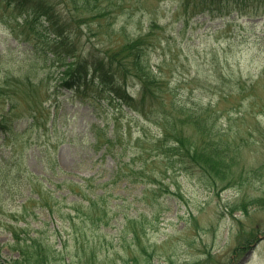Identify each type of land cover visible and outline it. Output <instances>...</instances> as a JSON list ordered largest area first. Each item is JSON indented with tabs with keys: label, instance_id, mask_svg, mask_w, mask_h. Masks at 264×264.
<instances>
[{
	"label": "rangeland",
	"instance_id": "374dc122",
	"mask_svg": "<svg viewBox=\"0 0 264 264\" xmlns=\"http://www.w3.org/2000/svg\"><path fill=\"white\" fill-rule=\"evenodd\" d=\"M89 1L92 8L98 6L104 10L102 17L88 12L90 9L72 16L74 22L70 21L67 26L76 24V27L66 29L64 33L72 38L73 43L63 51L69 53L65 61L67 64L73 62L71 65L90 55L86 67L90 85H83L81 89H62L56 115L58 129L67 138L64 142L52 139L48 153L68 178L80 182L94 178V184L108 182L116 162L111 155L105 154L104 147L100 148L106 142L104 132H98L100 136L96 142L93 136L96 132L91 130L94 123L108 124L109 136L114 132L115 140L119 141L116 150L127 154L124 161L142 154L141 157L149 159L148 165H158L165 171L163 165L167 164V159L154 156L143 148L149 147L152 137L162 131L159 123L176 111L169 102L172 97L170 87H164V93L155 94L166 102L161 110L157 102H152L155 108H149L154 117L151 122L147 115L135 112L108 92L99 73L97 78L92 73V62L99 63L106 49H116L123 41L141 40L139 43L146 50L144 60L161 71L158 78L165 82L167 74H173L172 86L184 84L193 88L190 89L193 100L205 105L212 102L216 106L221 93L226 94L229 90L228 86L222 88L223 91L218 90L221 70L229 81V75L239 71L237 60L248 62L253 58V68L244 69L243 74L255 89L256 98L249 97L247 101L257 100V106L244 114L238 107L244 101L236 96L230 102L220 101V107L216 106L219 114L230 110L229 114L224 113L223 119H231L235 128L234 139L245 146L242 151L245 165H241L238 175L232 169L225 181L212 188L207 176L198 170L184 169L178 159L173 158L176 165L169 170L168 178L162 181L161 176L158 180L163 191H170V194H163L160 189L152 191L156 187H149L143 194L146 186L126 181L112 185L113 190L108 192L113 196L112 202L120 206L117 217L133 220L139 229L143 227L145 231L140 237L145 251L141 244L134 245L133 241L130 244L140 261L150 259L151 264H264V173L259 169L264 164V0H110V4L109 0ZM67 2L52 1L54 20L57 13L68 11L65 9L69 5ZM110 7L112 9L107 10ZM23 17L24 12L5 11L0 4V90L7 88L8 94L17 85H12L17 83L15 78L21 81L29 78L34 83L51 75L50 78L56 81L57 75L66 71L61 66L63 60L56 58V62H51L49 50H57L62 55V49L53 43L46 25L34 20L25 23ZM63 17L61 19L65 21L68 15L65 13ZM128 75L129 80H135L131 72ZM48 78L43 80L40 94L45 93L50 83ZM202 84H205V90L197 86ZM29 87L21 85L25 91ZM138 89L135 85L128 88L136 105L141 99ZM31 100L33 98L26 96L17 101L21 113L32 108ZM57 101L54 94L48 100V106L53 104L50 108L52 116ZM3 106L1 104L0 108ZM148 106H145L146 111ZM155 119L158 124H154ZM229 129L226 131L230 132ZM34 134L29 131L23 139L32 142ZM39 142L42 143V139ZM14 147L21 151L19 145ZM9 150L10 147H2L0 154ZM34 152L29 148L18 165H27L35 175L45 174L42 170L44 163L39 161V153L35 155ZM1 200L7 202L9 197L3 196ZM112 224H116V220ZM1 228L0 260L2 264H10L18 258L19 249L13 248L11 235L3 230L4 226ZM106 231L116 233L113 227ZM117 242V238L111 235L105 240L108 247L116 245L117 264H125L128 254L120 252L123 244ZM73 248L67 250L70 255L76 253ZM109 254L112 259L116 251L111 249ZM75 262L72 260L69 264ZM53 264H61V259Z\"/></svg>",
	"mask_w": 264,
	"mask_h": 264
},
{
	"label": "trees",
	"instance_id": "16d2710c",
	"mask_svg": "<svg viewBox=\"0 0 264 264\" xmlns=\"http://www.w3.org/2000/svg\"><path fill=\"white\" fill-rule=\"evenodd\" d=\"M52 1L0 0L5 11L24 12L23 22L34 20L46 25L49 36L53 37V43L62 49V55H59L60 52L57 50H49L52 56L51 62H56V58L63 60L64 63L61 62V66L66 70L57 75L56 81L50 78L51 75H47L50 83L44 90L45 95L40 93H42L41 88L44 87L41 84L47 77L34 83L29 78L23 80L24 82L21 81L22 79L15 78L17 83L12 85H17L15 89H11L10 94L7 88L0 90V105L4 104L0 108V148L10 147V150L4 153L5 155L0 154V231L4 226L3 230L11 235L13 248L19 249L18 258L10 264H53L57 259H61V264L72 263V260L79 264H117L119 253L115 249L116 245L108 247L105 244L108 235L117 238V244H123L120 252L124 251L128 254L125 264H151L150 259L140 261L130 246L131 241L134 245L141 244L140 237L145 232L143 227L139 229L137 224L132 222L133 220L128 221L125 218L122 220L117 217L120 206L112 202L113 196L109 195L108 191L113 190L112 185L123 181L132 185L146 186L142 191L143 194L149 190V187H156L152 189L154 192L159 189L163 191L158 180L161 176H163L162 181L168 178L169 170L174 169L176 165L173 158H177L179 165H183L184 169L198 170L207 176L212 188L225 181L224 179L228 178L232 169L235 175H238L241 165H245L242 162V151L245 146L242 142L238 144V141L234 139L235 128L230 123L231 119L228 118L226 121L223 119L224 113L229 114L230 110H223L219 114V108L216 106L220 105V101L230 102L233 96L244 101L238 105L240 112L244 114L249 108L257 106V100L247 101L249 97L256 98L255 89L248 84L243 74L244 69L253 68V58L248 59V62L237 60L239 71H233L229 75V81L221 70L219 73L221 87L218 90L223 91L222 88L225 86H228L229 90L226 94L221 93L218 105L214 106L212 102L205 105L201 101L193 100L190 91L193 88L189 86L186 87L184 84L172 86L170 79L173 74H167L168 80L161 81L157 76L158 72H161L159 67L154 69L148 61L144 60L146 50L139 43L141 40H137L138 38L130 42L123 41L116 46V49H106L103 60H99V63L92 62L93 75L97 78L99 73L108 92L124 101L135 112L147 115L151 122L154 121L151 111L155 108L152 102H157L160 110L166 102L165 99L160 100V97H156L155 94L159 91L164 93L163 88L170 87L168 90L172 97L169 102L176 107V111L172 113V116L168 115L162 123L155 119L154 124L159 123L162 131L155 135L157 138L152 137L149 147L143 148L150 150V153L155 154L154 156H164L168 165H163L166 168L162 171L158 165H148L149 159L141 157L142 154L124 161L127 154L125 151L116 150L119 141L115 140L114 132L109 136V125L101 126L94 123L91 130L96 133H91L98 142L97 138L100 136L98 132H104L106 142L100 145V148H105V154L111 155L116 165L108 182L94 184L92 183L94 178H86L84 182L76 181L66 177L67 174L59 168L51 153H48V146L51 147L53 144L52 139L64 142L67 138L64 132L58 129L56 115L60 106L58 98L62 95V89L72 90L76 87L81 89L83 85L90 83L89 69H86L90 55L81 57L82 60L73 65H71L73 62L66 63L65 58L69 53L63 50L73 42L64 31L76 25L67 26L70 21L74 22L71 20L72 16H76L78 11L90 9L91 11L88 12L96 13V17L101 18L104 10L98 6L92 8V2L89 0H68L69 5L65 8L68 11L57 13L54 20ZM111 9L110 7L107 10ZM65 13L68 17L63 21L61 18H64ZM99 26L101 29L102 25ZM15 33L13 29V34ZM128 72H131L135 80H129ZM237 73L239 75L235 78ZM248 73L250 74L249 71ZM250 77L253 75L250 74ZM21 85L29 88L25 91ZM134 85L139 87L141 94L139 105L134 104L132 94L128 92V88ZM197 86L200 89H206L205 84ZM53 94L58 101L54 103L56 111L52 116L50 108L53 104L48 106V100ZM3 96H5L4 99H2ZM26 96L33 98L30 103L32 108H27L26 113H21V107L17 105V101L19 99L21 101L22 97ZM148 104L146 111L145 106ZM151 106L153 107L149 110ZM29 131L35 134L34 140L27 143L23 138ZM145 133L147 138L146 130ZM41 139L42 143L39 142ZM16 144L20 146L21 151L14 147ZM29 148L35 150V155L39 153L38 158L44 163L42 170L45 174L35 175L27 165H18ZM257 158L260 157L257 156ZM259 169L264 173V164ZM85 182L86 186H84ZM164 193L170 194V191H163ZM3 196L9 197V200L7 202L1 200ZM113 220H116V224H112ZM110 227H113L116 233L107 232L106 229ZM129 228L130 231L127 232ZM141 246L145 251L146 247L142 244ZM70 247H74L75 255H70V251H67ZM111 249L116 251L112 259L109 258ZM58 256L61 257L58 258ZM2 263L3 261L0 260V264Z\"/></svg>",
	"mask_w": 264,
	"mask_h": 264
}]
</instances>
